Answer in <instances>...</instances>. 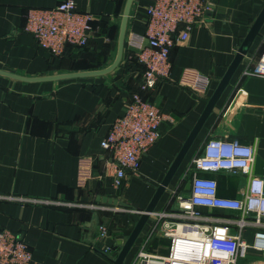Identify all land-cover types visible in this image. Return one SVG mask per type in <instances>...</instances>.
I'll return each mask as SVG.
<instances>
[{"label":"crops","instance_id":"crops-1","mask_svg":"<svg viewBox=\"0 0 264 264\" xmlns=\"http://www.w3.org/2000/svg\"><path fill=\"white\" fill-rule=\"evenodd\" d=\"M62 1L0 0V230L23 236L36 264H113L122 247L119 242L127 240L152 201L264 8V0H210L215 8L192 28L187 40L174 46L170 78L147 92L172 122L143 157L140 174L128 175L119 189L113 183L112 155L101 143L139 92L141 70L129 65L128 39L132 33H145L146 8L154 0H134L127 19V0H76L79 11L95 16L89 46L72 47L64 57H56L26 32L25 25L31 9L54 8ZM261 34L155 212L171 209V190L213 138L239 139L252 146L255 161L250 176L264 178V78L243 75L264 51V26ZM122 37L120 64L109 73H96L116 61ZM199 74L212 79L205 95L191 88ZM199 175L216 179L219 195L232 199L243 198L250 180L243 172L200 171ZM200 210L215 217L240 216L236 211ZM101 225L109 231L105 239L98 236ZM153 225L150 217L123 264H133L141 251L169 254L170 239L152 234ZM239 232L231 228V234ZM254 232L253 227L240 232L249 247L237 264H264V251L253 248ZM107 246L113 248L110 255L101 251Z\"/></svg>","mask_w":264,"mask_h":264},{"label":"built area","instance_id":"built-area-1","mask_svg":"<svg viewBox=\"0 0 264 264\" xmlns=\"http://www.w3.org/2000/svg\"><path fill=\"white\" fill-rule=\"evenodd\" d=\"M214 8L210 0H154L146 8L145 33L129 36L128 45L132 50L129 59L135 58L144 66L139 92L126 103L123 115L115 119L101 143L112 155L113 183L117 189L124 185L128 175L140 174L143 157L162 138L167 123L172 122L170 115L144 99L141 92L156 90L170 78L172 49L178 42L187 40L192 28ZM94 21V14L78 10L76 0H64L54 8L31 9L25 30L41 47L62 57L68 46L83 47L90 42ZM243 75L264 78V51ZM211 80L210 76L199 74L191 88L205 95ZM254 161V148L239 139H210L203 155L193 159L181 183L171 190V209L151 214L154 217L152 234L170 239L169 254L159 256L141 251L133 264H237L249 247L240 234L247 227L255 229L253 248L264 251V178L250 176ZM200 171L243 172L250 180L242 199L225 198L219 195L217 180L199 175ZM189 181L191 188L186 190ZM19 200L66 204L42 199ZM200 207L236 211L240 216L215 217ZM232 227L240 232L231 234ZM108 235V228L101 225L99 238L105 239ZM101 251L110 255L113 248L107 246ZM0 264H36L23 236L0 230Z\"/></svg>","mask_w":264,"mask_h":264},{"label":"water","instance_id":"water-1","mask_svg":"<svg viewBox=\"0 0 264 264\" xmlns=\"http://www.w3.org/2000/svg\"><path fill=\"white\" fill-rule=\"evenodd\" d=\"M134 0H127L125 10H124V17L127 19L130 15L132 5H133ZM264 26V8L262 9L260 15L256 19L255 23L251 27L248 35L244 39L234 61L228 68L226 74L224 77L221 79L219 82L217 88L215 89L214 93L210 97V99L207 102V105L197 121L196 125L194 126L193 130L191 131L189 137L187 138L186 142L184 143L181 151L177 155L176 159L174 160L173 164L171 165L166 177L158 187L152 201L148 205V207L145 209L144 213L141 215L139 221L137 222L135 228L133 229L132 233L130 236L127 238V240L123 243L122 241L119 242V245H121V250L117 256V258L113 261V264H123L127 255L131 251L132 247L134 246L135 242L137 241L139 235L143 231L145 225L149 221L151 214L155 212V209L161 200L162 196L164 193L167 191L169 188L174 176L176 175L178 169L180 168L181 164L183 163L184 159L186 158L188 152L190 151L193 143L197 139L199 133L201 132L204 124L212 114L214 108L216 107L218 101L220 100L222 94L230 84L234 74L238 70L239 66L241 63L244 61L245 57L247 56L250 48L252 47L254 41L256 40L257 37H261V29ZM124 47H125V42L124 38H121L120 41V48H119V54L116 59V61L108 68L100 70V71H95L96 73L99 74H106L111 71H113L121 62L124 54ZM191 188V182L189 181L186 186V190H190ZM104 201H109L113 203H119V201L111 199V198H104ZM120 204H123L120 202Z\"/></svg>","mask_w":264,"mask_h":264},{"label":"trees","instance_id":"trees-1","mask_svg":"<svg viewBox=\"0 0 264 264\" xmlns=\"http://www.w3.org/2000/svg\"><path fill=\"white\" fill-rule=\"evenodd\" d=\"M94 25H95V23L93 22V27H94ZM88 46H89V43H88L86 46H83V47H76V48H77V49H85V48H87ZM72 47H73V46H68L66 52L68 51L69 48H72ZM66 52L64 53V55H63L62 57L65 56ZM132 64H133V65H136L137 67H139V69L141 70V71H140V74H141L142 71L144 70V66L141 65V64L138 62V60L135 59V58H133V59L130 60L129 65H132ZM141 94H142V96L144 97V99H147V100H150V101L153 102V100H152L151 98L148 97L147 92H141Z\"/></svg>","mask_w":264,"mask_h":264}]
</instances>
